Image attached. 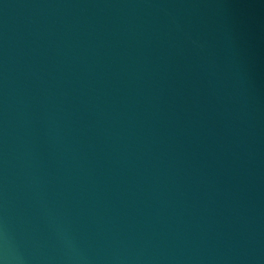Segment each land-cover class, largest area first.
Here are the masks:
<instances>
[{
    "label": "water",
    "instance_id": "1",
    "mask_svg": "<svg viewBox=\"0 0 264 264\" xmlns=\"http://www.w3.org/2000/svg\"><path fill=\"white\" fill-rule=\"evenodd\" d=\"M0 260L264 264V0H0Z\"/></svg>",
    "mask_w": 264,
    "mask_h": 264
},
{
    "label": "clouds",
    "instance_id": "2",
    "mask_svg": "<svg viewBox=\"0 0 264 264\" xmlns=\"http://www.w3.org/2000/svg\"><path fill=\"white\" fill-rule=\"evenodd\" d=\"M0 264H5V262L3 260H0Z\"/></svg>",
    "mask_w": 264,
    "mask_h": 264
}]
</instances>
